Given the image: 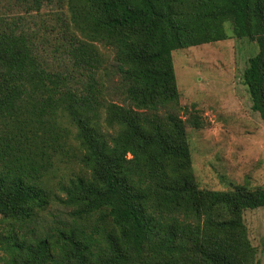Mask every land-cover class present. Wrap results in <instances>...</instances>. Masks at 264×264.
<instances>
[{"label":"trees","instance_id":"obj_1","mask_svg":"<svg viewBox=\"0 0 264 264\" xmlns=\"http://www.w3.org/2000/svg\"><path fill=\"white\" fill-rule=\"evenodd\" d=\"M66 3L59 69L0 23V264H258L244 211L264 186L199 187L186 125L204 121L176 110L172 51L254 42L242 81L264 121V0Z\"/></svg>","mask_w":264,"mask_h":264},{"label":"rangeland","instance_id":"obj_2","mask_svg":"<svg viewBox=\"0 0 264 264\" xmlns=\"http://www.w3.org/2000/svg\"><path fill=\"white\" fill-rule=\"evenodd\" d=\"M66 1L0 0V23L31 36L40 54L59 69L69 62L63 48ZM227 31L226 39L172 51L180 93L176 110L186 119L179 108H193L204 121L199 129L186 125L194 174L199 187L215 190L243 183L264 186V121L251 109L242 81L256 45ZM65 217L66 209L55 205L43 219L51 224ZM244 220L258 264H264V207L244 211ZM4 226L0 220V233Z\"/></svg>","mask_w":264,"mask_h":264}]
</instances>
